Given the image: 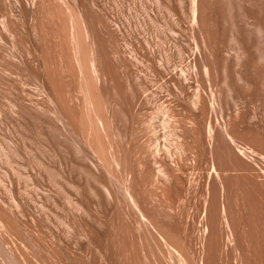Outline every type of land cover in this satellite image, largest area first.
I'll return each mask as SVG.
<instances>
[{
	"label": "bare ground",
	"instance_id": "1",
	"mask_svg": "<svg viewBox=\"0 0 264 264\" xmlns=\"http://www.w3.org/2000/svg\"><path fill=\"white\" fill-rule=\"evenodd\" d=\"M263 214L264 0H0V264H264Z\"/></svg>",
	"mask_w": 264,
	"mask_h": 264
},
{
	"label": "rangeland",
	"instance_id": "2",
	"mask_svg": "<svg viewBox=\"0 0 264 264\" xmlns=\"http://www.w3.org/2000/svg\"><path fill=\"white\" fill-rule=\"evenodd\" d=\"M263 216H264V214H263ZM7 242H9L10 243V241H7ZM9 243H7L8 245H10Z\"/></svg>",
	"mask_w": 264,
	"mask_h": 264
}]
</instances>
